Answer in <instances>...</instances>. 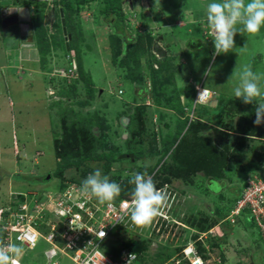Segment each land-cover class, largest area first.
Instances as JSON below:
<instances>
[{
	"label": "rangeland",
	"instance_id": "374dc122",
	"mask_svg": "<svg viewBox=\"0 0 264 264\" xmlns=\"http://www.w3.org/2000/svg\"><path fill=\"white\" fill-rule=\"evenodd\" d=\"M3 2L0 0L1 5L9 4ZM122 2L123 15L120 19L114 14L106 16L99 13L97 7L75 16L74 21L70 22L73 32L68 30L71 37H75L69 41V48L60 29L62 0H37L31 5L36 8L35 17H40L39 26L43 29L41 32L35 28L32 37L25 40L35 44L34 50L29 51L30 47L22 49L23 39L10 37L14 34L11 32H16L15 29L12 28L10 32L0 30V80L4 82H0V91H5L0 96V207L11 208L17 204L18 193L33 200L32 192L41 189L44 194H37L47 204L45 207L54 208L64 195L66 186L62 182L59 185L60 181L55 177L51 180L43 178H48L50 172L58 167L60 160L56 157L55 139L62 138L65 126L74 125L79 132L100 139L109 137L112 145L125 156L109 167L92 162L82 164L78 169H68L65 183L73 178L75 183L81 184L94 171L93 165L102 169V173L111 180L118 176L127 180L135 172L150 171L161 158V165L168 162L176 145L167 150V154L163 141L172 139L183 120L196 122L203 117L206 127L201 135L214 138L219 136L220 128L224 127L229 117L235 122L247 117V113H240L241 109L238 113L240 104L235 106L234 111L222 116L217 111L218 100L220 97L235 98L232 89L238 81L236 78L231 83L228 81L238 63L241 68L251 65L254 71L264 74V28L257 34L237 33L236 48L214 57L213 40L207 33L205 17L207 5L215 0H160L158 7L155 0ZM144 32L153 40L151 46L141 51L135 47L136 38ZM131 35L135 39H125ZM73 44L79 53L82 70L75 50H70ZM138 56L141 57L145 79L143 84L125 78L127 70L135 69L132 61ZM128 61L129 65L121 66ZM163 65L167 69L157 77V80L161 79L162 87L156 86L157 91L154 92L150 67L154 66L160 71ZM11 70L17 76H10ZM9 77L12 78L10 81ZM200 83L215 93V98L211 96L205 108L195 103L196 88ZM144 88L142 93L138 92ZM155 95L160 96V103ZM139 110L145 112L146 132L145 143L141 150H137H143L144 154L161 150L162 155L151 157L148 154L144 159L134 161L127 153L126 140L130 137L127 127L130 117ZM255 144L263 145L261 141ZM102 147L97 150L100 152ZM230 171L225 169L228 175L226 179L211 185L202 172L195 176L197 185L194 186L187 185L181 179L173 180L171 186L176 187L175 191L182 194L186 190V194L179 196L177 192V199L170 211L172 219L157 216L148 226H130L132 231L125 235L134 238L140 236L150 242L151 254L160 251L181 254L190 235L177 222L214 218L218 207L226 212V200L233 197L234 190L238 192L237 188H241V184L237 187L235 183L240 177L237 169ZM84 173L86 176H83ZM49 216H53L52 212H49ZM247 216L248 212L241 215ZM223 225L233 231L225 240L230 242L227 249L234 248L236 253L242 250L239 256L248 257L251 252L246 247L248 244L244 245V249L242 239L238 238L241 224ZM254 228L257 233L258 228ZM13 243L20 244L15 236ZM51 248L43 239L33 249L24 245L25 251L19 262L73 264L69 257L61 253L49 261L45 253ZM219 249L217 245L212 250L214 258L209 260L210 264H220ZM261 252L263 254L264 250L261 249ZM181 258L184 263L187 262L183 256ZM210 258L208 256L207 259ZM255 262L263 264L259 259Z\"/></svg>",
	"mask_w": 264,
	"mask_h": 264
},
{
	"label": "trees",
	"instance_id": "16d2710c",
	"mask_svg": "<svg viewBox=\"0 0 264 264\" xmlns=\"http://www.w3.org/2000/svg\"><path fill=\"white\" fill-rule=\"evenodd\" d=\"M123 0H62V12L65 15L64 20L66 24L67 31L73 32V25H71L72 21H74V17L80 15L83 12H89L94 8H98L99 13L104 15L114 14L115 17L119 19L122 18L123 11H122V2ZM36 3V2H34ZM39 19V20H38ZM59 19H60V29L62 36L64 37L63 33V23L62 17L60 16L59 12ZM120 22V21H119ZM40 17H34V29L37 28L39 31L43 32L41 26H39ZM68 32V33H69ZM73 34V33H72ZM132 36V35H131ZM126 37V40L135 39L132 37ZM75 39V37L72 35ZM74 39L71 41L73 42ZM65 40H67L65 38ZM136 48L138 50H143L152 45V38L149 34L144 32L143 34L139 35L136 38ZM75 44L70 45V50H75ZM66 49V46H65ZM47 50V48H45ZM77 54V60L79 66L82 70V63L80 60V56L78 51H74ZM141 57L138 56L135 58L133 64L135 69L127 70L125 73V78L131 80L132 82L141 83L143 84L145 79L142 73L141 64H140ZM127 63V64H125ZM123 62V65H129L128 62ZM151 69V76L153 78V87L154 92L157 90L155 89L156 86H161V79L157 80V77L167 69L166 66H162V70H156L154 66L150 67ZM80 70V72H81ZM83 75V73H81ZM144 89H140L138 92L142 93ZM92 91V90H90ZM155 98L158 103L161 99L159 95H155ZM224 101V102H223ZM217 111L222 116L229 114L228 111H234L235 106H238V113H247V117L241 121H234L232 117H229V120L226 121L223 128L219 130L218 137H208L203 136L201 133L203 129H205L206 121L202 117V119H198L196 122H189V120H183L180 128L176 131L173 135L172 139L167 141H163L164 151L167 153V150H170L171 147L176 145V148L173 149L172 154L169 155L168 162H165L161 165V159L159 160L158 164L151 168V170H146L147 172L151 173L153 176V180L156 182L157 188H161L166 184H172L175 180H183L187 185L194 186L197 185L195 181V176L198 173H203L204 178L206 181L210 182V185L213 182H219L223 179H226L228 175L225 172V169L236 171L237 174L240 175L238 179H236L235 183L238 187L240 182L244 181L245 176L253 171L254 169H258L264 163V124L256 125L254 124V120L256 119L255 113V104H245L240 99L236 98H227L220 97L218 100ZM201 107V106H200ZM206 106H202L205 108ZM140 111V112H139ZM137 111L134 116L130 117V125L127 127V132L129 133L130 137L126 140L127 147L129 150L127 151L128 154L132 156L134 161L142 160L145 158L146 155H150L151 157L162 155L161 150L158 153L148 152L144 154V152L140 151L143 147L144 141V134H145V124L143 115L145 112L143 110ZM231 114V113H230ZM251 116V117H249ZM224 119H222L223 123ZM65 132H63V136L61 139H55V149L57 152V158H59L58 167L54 170V172H50V180L55 177L65 185L66 182V171L71 168H79L82 164H91L92 162H99L103 163L104 167H109L112 163H116L121 161L124 156L121 151L115 148L112 145L111 140L109 137H104V139L97 138L92 134H86L85 132H79L78 129L75 128L74 125L65 126ZM257 141H261L263 145H256ZM102 150L99 152L97 149L101 148ZM140 149V150H137ZM164 153V152H163ZM168 154V153H167ZM125 157V156H124ZM122 158V159H121ZM247 161V164H245ZM233 165V166H232ZM236 168V169H235ZM48 175V176H49ZM24 178L26 176L20 175ZM83 176H86L84 173ZM19 177V176H18ZM47 178H43L46 180ZM72 179V180H71ZM70 182L75 183L76 180L71 178ZM121 179L120 176L115 177L113 181L119 182ZM130 178L127 180H122L119 183L122 187V192L119 197H117L114 202H119L122 199L131 198V192L133 186L128 183ZM48 180V179H47ZM81 185V184H80ZM61 189V187L59 186ZM238 193L234 190V195L230 200H226V212L224 208L218 209L215 211L214 218L207 217L206 220L200 218L199 220H194L190 222H185L188 224V227L194 229L196 232L192 235V239L197 241L196 247L198 250L199 255L203 257V259L207 260L208 250L205 247L206 242L203 240H198L199 235L204 232H208L211 228H214L215 225L222 223L230 224V220H228L231 211L233 210L235 204L241 197V188H237ZM44 192V190H42ZM182 194H186V190L182 191ZM180 193V195H182ZM179 195V196H180ZM32 196V195H31ZM38 198V197H37ZM26 200L25 196L22 193H18L17 196V204H13V210H17L19 205ZM3 208V207H2ZM224 214H223V213ZM248 212L247 217H241L242 214ZM240 216L236 218V223H241L243 220H246V224H253V220L250 218V211L244 210ZM206 221V222H205ZM239 221V222H238ZM233 224H236V223ZM245 224V223H244ZM252 227H257L255 224ZM258 228V227H257ZM131 232L128 229L117 226L111 230L109 233V237L107 238L106 242L103 245L104 251L111 255L113 260L119 261L122 256V251L127 249L128 251L137 255V260L134 264H174L172 262L173 257L175 258L176 255L173 252H166L160 251L154 254L150 253V242L146 241L145 239H141L140 236L137 238L134 237H127L125 233ZM258 232L260 235V239H262V243L264 244L263 237L261 234L260 229L258 228ZM258 232L256 235H258ZM190 233V231H189ZM188 233V234H189ZM198 233V234H195ZM255 234V233H254ZM257 238L256 243L260 244L261 240ZM0 235L3 236V233L0 231ZM142 235V234H140ZM127 237V238H126ZM209 242L213 247H216L219 242L217 241L214 236H209ZM247 250V249H246ZM179 251V250H178ZM180 256V254H179ZM188 264L185 262L184 264Z\"/></svg>",
	"mask_w": 264,
	"mask_h": 264
},
{
	"label": "built area",
	"instance_id": "2783aa9c",
	"mask_svg": "<svg viewBox=\"0 0 264 264\" xmlns=\"http://www.w3.org/2000/svg\"><path fill=\"white\" fill-rule=\"evenodd\" d=\"M207 33L210 34V31L208 30ZM202 89H204L203 85L197 87L196 100L199 90ZM211 95V91L208 90L206 96L196 103L206 102ZM65 186L66 191L64 190V195L58 199L54 208L45 207L47 204L40 199V196L44 194L41 190L32 192L33 200L25 196L26 200L17 210H13L12 207L1 208L0 231L4 239L8 243H13L15 236L18 243L24 241V245L31 249L38 245L40 239H43L52 246L45 253L49 261L61 253L69 257L73 264H86V262L87 264H127L129 255L134 253L125 249L122 251L121 259L115 261L104 251L103 245L113 228L122 226L129 230L134 226L130 219V212L124 204L131 198L122 199L117 203L113 201L110 204H101L95 197L82 196L79 193L80 184L68 182ZM163 190L167 192L166 187ZM241 190V197L228 220L234 223L244 210H249L250 218L260 229L264 241V163L245 176L244 181L241 182ZM166 205L162 208L160 215L168 218L166 209L169 205ZM49 212H52V217L49 216ZM102 232L106 233L105 237L101 236ZM190 253L198 256L194 246L184 250L185 255L189 256ZM136 260L135 254L131 264ZM175 263L183 264V260L178 259ZM192 264H204V262L197 257Z\"/></svg>",
	"mask_w": 264,
	"mask_h": 264
},
{
	"label": "clouds",
	"instance_id": "9594fccd",
	"mask_svg": "<svg viewBox=\"0 0 264 264\" xmlns=\"http://www.w3.org/2000/svg\"><path fill=\"white\" fill-rule=\"evenodd\" d=\"M155 3L156 7L160 6V0H155ZM205 21L213 40V56L226 54L236 48L235 37L237 33L249 35L257 34L264 28V0H215V2L209 3L206 7ZM15 27H13V29ZM21 42L24 41L21 40ZM25 43H27L25 45L34 44L33 42L30 43L27 41H25ZM246 47L247 45L242 49ZM234 78H236L238 82L232 89L233 95L235 98L242 100L245 104H255L256 119L254 120V124H264V74L254 71L251 65H244L243 68H241L238 63L233 74L229 77L228 83H231ZM200 85H203L204 89L199 90L197 100L195 98L196 101H200L204 98L208 90H210L206 88L203 83L198 86ZM211 93V96L215 98V93L213 91H211ZM209 101L206 103H195L198 106H205L208 105ZM93 168L94 171L89 173L87 177L82 180L79 193L85 197H95L101 204H110L120 196L123 189L119 183L111 180L108 175L103 174L102 169L95 165H93ZM128 183L133 186L131 200L124 202V204L125 208L130 212V219L134 224L137 226H148L157 216L160 219H168L160 215L165 204L169 205L168 209H166V214L170 218V211L177 199V192L180 195L178 190L175 191L176 187H172L171 184H166L158 189L156 182L147 171L133 173ZM165 187H168L166 190L167 192L163 190ZM172 192L176 193V195ZM171 197H173L172 200L168 202ZM1 208L2 207H0V209ZM177 223L179 224V222ZM212 229L213 228L208 232L201 233L198 240L201 239L205 242L204 238L206 235L212 236L213 233H215ZM101 236L105 237L106 233L102 232ZM196 242L195 240L186 244V247L182 248L180 256L178 255V257L173 258L172 262L176 264V260L182 259L181 256H183L189 264H192V261L197 257L202 259L204 264H206L199 253L198 256L192 253H190L189 256L184 254V250L190 246H194L197 249ZM24 243V241L20 244L8 243L3 236L0 235V264H18L25 251ZM205 247L208 249L206 244ZM134 258L135 254H130L127 264H131ZM19 264L22 263L19 262Z\"/></svg>",
	"mask_w": 264,
	"mask_h": 264
},
{
	"label": "crops",
	"instance_id": "0c3cea01",
	"mask_svg": "<svg viewBox=\"0 0 264 264\" xmlns=\"http://www.w3.org/2000/svg\"><path fill=\"white\" fill-rule=\"evenodd\" d=\"M201 23H203V22H201ZM15 29H16V32H11V33H14V34L11 35L10 37H13L14 39H17V37H18L17 36V28H15ZM25 44H27V43L22 42L20 47L22 49L23 48H26V47H30L29 48V51H31L32 49L34 50V48H36L34 44H29V45H25ZM191 46H193V45H191ZM15 52H17L16 49H15ZM10 74H8V75H10V76H17L16 74H13L12 70H11ZM11 79L12 78L9 77V81ZM0 82H1V84L4 83L1 80H0ZM4 92L0 91V96L1 95L3 96L4 95ZM13 104H14V102H13ZM178 222H179V225H181V227H183L187 231H190V233H189L190 239L188 240V243H189V241L190 242L191 241H194L191 237L194 234V232H196V231L194 229H191V227H188V224L187 223H185V222L183 223L180 220ZM246 223H248V222H246L244 220L241 223H239V224H241L242 229H240V233L238 234L239 235L238 238L242 239L241 240V243L243 244V246L245 244H248V246L245 245L246 247H249L250 248V251H251L250 254L248 255V257H246L244 255L243 256L241 255V257L239 256L240 255V252L242 250H240L239 252L236 253V250L234 248L229 247V249H227V246L230 244V242H225V240H228V237L230 235L229 232L231 230H229L227 227H225L223 225L225 223H220L215 228L212 229L213 232H215V233H213L212 236H214V238H216L217 241L220 244L219 245V247H220V249H219L220 253L218 254V258H219L218 260H219L220 264H256V262H255L256 259H259L264 264V253L261 254L262 253L261 252V249L264 250V244L262 243V239H260L259 232H258V235H256L257 233L255 232V228L252 227V225H254V224H251V225L249 224L248 225ZM236 224H238V223H236ZM231 232H233V231H231ZM252 234H254L255 236H257L261 240L260 244H257L256 243V239L257 238L255 237V239H254V236H252ZM208 236L206 235V237L204 238V240L206 242V246L208 247V249H207L208 250V254L207 255L208 256H211V258L210 259H207V260L204 259L205 262H206V264H210L209 260H211L212 258H214L213 257V254H212V250L214 249V247L210 244L211 241L209 242V238L210 237H208ZM245 246H244V249H245ZM177 257H178V255H177Z\"/></svg>",
	"mask_w": 264,
	"mask_h": 264
},
{
	"label": "flooded vegetation",
	"instance_id": "af4514ba",
	"mask_svg": "<svg viewBox=\"0 0 264 264\" xmlns=\"http://www.w3.org/2000/svg\"><path fill=\"white\" fill-rule=\"evenodd\" d=\"M37 0H4L3 3H6L8 2L9 4L6 5V4H3L1 5L0 4V30H2L3 32H10V30L15 27L14 25H11L10 22L12 20H14L15 18H11L12 15H9V13H7L5 16V18H3V14H5V11L3 12V8H9V7H16L18 9V11L21 9V8H33V10L35 11L36 8L32 7L31 5L34 4V2H36ZM61 11H62V8H60L59 12H60V16H61ZM21 12L23 14H26V10H21ZM53 14L54 13V9H53ZM34 17H35V13L33 12L31 14V22L29 24H31V28L30 29H25L24 33L22 34L19 29H18V26H17V36L21 39L25 40L26 39H30L32 34H33V31H34ZM16 28V27H15ZM14 28V29H15ZM16 31V29H15Z\"/></svg>",
	"mask_w": 264,
	"mask_h": 264
},
{
	"label": "water",
	"instance_id": "95a60500",
	"mask_svg": "<svg viewBox=\"0 0 264 264\" xmlns=\"http://www.w3.org/2000/svg\"><path fill=\"white\" fill-rule=\"evenodd\" d=\"M3 12L5 11V14H3V18H5L6 14L9 13V15H12L11 18H15L10 22L11 25L18 26L19 31L23 34L25 29H30L31 24V14L34 12L33 8H21L19 11L16 7H9V8H3ZM21 10H26V14H23ZM61 17H62V23H63V33L65 38L67 39V48H69V41L71 40V35L68 34L65 20H64V14L61 11ZM48 180L50 179V176L47 178Z\"/></svg>",
	"mask_w": 264,
	"mask_h": 264
},
{
	"label": "bare ground",
	"instance_id": "6f19581e",
	"mask_svg": "<svg viewBox=\"0 0 264 264\" xmlns=\"http://www.w3.org/2000/svg\"><path fill=\"white\" fill-rule=\"evenodd\" d=\"M171 219V218H170Z\"/></svg>",
	"mask_w": 264,
	"mask_h": 264
}]
</instances>
